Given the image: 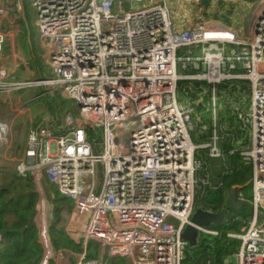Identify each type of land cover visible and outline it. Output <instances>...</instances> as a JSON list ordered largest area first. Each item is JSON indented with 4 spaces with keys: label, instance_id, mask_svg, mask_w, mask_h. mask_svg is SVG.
Returning a JSON list of instances; mask_svg holds the SVG:
<instances>
[{
    "label": "built area",
    "instance_id": "2783aa9c",
    "mask_svg": "<svg viewBox=\"0 0 264 264\" xmlns=\"http://www.w3.org/2000/svg\"><path fill=\"white\" fill-rule=\"evenodd\" d=\"M28 2L51 77L18 81L8 72L3 51L10 28L23 20L25 3L0 0V91L48 85L76 107V113L65 110L68 116L56 127L42 112L30 118L15 168L19 177L35 179L33 221L43 248L38 264H66L65 256L71 264L118 258L183 264L189 245L181 235L195 209L202 165L196 151L204 146L212 157H222L237 150L222 148L226 126L217 118L225 105L251 126L253 146L242 155L254 167L251 200L239 193L252 204L253 216L240 233L228 235L241 240L236 264H264V0L252 11L247 38L218 21L176 29L169 0ZM245 79L248 111L234 98L237 86L231 92L221 87ZM194 119L208 134L202 146L190 137ZM10 145L11 126L0 119V147ZM42 181L72 201L56 223ZM53 224L76 250L53 245ZM200 230V236L219 235ZM4 241L0 233V245ZM91 243L102 248L97 256L90 254Z\"/></svg>",
    "mask_w": 264,
    "mask_h": 264
},
{
    "label": "rangeland",
    "instance_id": "374dc122",
    "mask_svg": "<svg viewBox=\"0 0 264 264\" xmlns=\"http://www.w3.org/2000/svg\"><path fill=\"white\" fill-rule=\"evenodd\" d=\"M172 10V20L175 23L176 29L180 28H190L193 24L199 23V22H205L214 20V15L217 11V7L214 6L216 3V0H212L211 4H208L207 0H169ZM260 0H245V7L243 10V15H245V18H243V21L240 22L237 25V22L231 21L232 12L229 13V15H225V12L221 15L220 21L223 25L228 26L230 29L237 32L238 37L240 38H247L249 33V23L248 19L246 20L247 15L251 13V11L254 9L256 4H258ZM207 2V3H206ZM24 7H25V14L27 17V23L22 20L18 24V26H13L10 28L12 35H8L7 42L5 43L4 51H3V57L9 58L10 62L6 63V68L8 72L13 73L16 80L20 81H33L38 80L41 78H49L51 77L50 67L45 63L44 59V50L43 47L40 44V34L38 27L34 20V13L32 11V7L29 4L28 0H24ZM221 3H219L220 5ZM148 4L141 5V7H145ZM138 6V4L136 5ZM126 9H129V5L126 4ZM237 10V7L230 8L231 11ZM223 18V19H222ZM14 52L18 53L19 55H22V58H16L15 61L13 60ZM243 87L239 92H237V95H241L239 101H241L242 105L248 104L247 111L250 109V101H249V81L245 79V81H242ZM51 87L48 85H37V86H30L26 87L24 89H21L17 92V95H19L22 99V103L18 104V107L23 106L25 108V115L23 116V119L25 117L29 116V114H33V110L37 111L31 118L37 116L39 113H43L42 116L44 117H50V120L53 122L54 127L60 125L62 123V120L68 116V113L64 114L65 110H72L76 113V107L72 101H64L62 98L55 94L54 92L50 91ZM43 92H47L44 94L41 99H35L37 96L42 94ZM7 93L0 91V117L6 116L8 114L10 115H17V111H15V103L2 101V97L6 96ZM34 99V101H31V99ZM235 99H237V96H234ZM55 102L54 105L57 108L60 106V112L58 115H55L54 112L57 110V108H53V110L45 109L47 105H49L52 102ZM60 101V102H58ZM46 104H43V103ZM227 106V107H226ZM35 108V109H34ZM231 110L232 114L240 121L237 128H240V133L237 134L242 135V137L237 138L236 144H239V147H235L234 149H242L243 152H248L252 149V137H251V126L246 123L243 119L239 118V116L234 114L233 110L228 107V105H225L221 112L218 114L217 122L219 124V121L223 117H227V111ZM30 114V115H31ZM57 114V113H56ZM77 116L78 114H73ZM212 116V115H211ZM208 117L210 121L213 120L212 117ZM22 122V115L19 114L16 118V123L21 124ZM221 123V122H220ZM28 124V123H27ZM227 125V124H226ZM237 125V124H236ZM18 129V127H17ZM15 130V132H21V129ZM27 129V127H26ZM234 128H230L228 125L224 128L227 135L226 137H230L234 139L235 143V136L234 133L231 134V130ZM201 131V130H200ZM230 131V133L228 132ZM26 132V131H25ZM51 132H53L51 128ZM25 134V133H24ZM206 135L205 132L198 134V139H194L191 137L193 143L197 146H202L206 143H208L207 140H202L201 136ZM197 136V135H196ZM206 138V137H205ZM200 140V141H197ZM233 142V140H231ZM207 147H200L196 152L199 154L198 157L202 159V165L197 172L196 175V186H195V194H204V187L206 185L212 186L213 189H216V187L219 185L220 177L221 175L226 171L225 161H227V156L224 155L222 157H212L210 153L206 152ZM206 154L208 155V159L205 158ZM248 162V161H247ZM250 163V162H248ZM207 171V174L204 177L205 172ZM47 184V200H49V203H56L55 201L51 200V197L49 196L50 192H56V189L53 184L45 182ZM0 185L1 188H5L8 191L6 193L3 192V196L6 198V200L12 198V197H18L22 193L25 194L26 192H29V195L32 193H35V179L33 177L27 176V177H19L16 172H11L7 174H0ZM55 189V190H54ZM35 197V209L37 207L38 202V196L36 193L34 194ZM60 199L67 204H69L71 199H67L66 197L60 196ZM251 200V199H250ZM196 207V206H195ZM55 212L53 215V218L55 216L58 217V212L56 207ZM49 211L52 213L51 209L49 208ZM232 214H245L247 219L252 218L253 216V209L249 207H244L239 210H232ZM53 214V213H52ZM34 216V215H33ZM49 217L51 219V215L49 214ZM56 217V218H57ZM14 218V213H9V215L6 217L5 221L8 223L12 221ZM262 219V217H260ZM57 219H54V223H56ZM53 224L51 226V230L54 231ZM220 226H213L212 229H217ZM204 236H208V234H204ZM211 237V236H210ZM109 260V258H107ZM118 261V262H117ZM128 264L126 259L118 258L115 260H110L109 264ZM186 261L184 262V264ZM236 264V261H235Z\"/></svg>",
    "mask_w": 264,
    "mask_h": 264
},
{
    "label": "trees",
    "instance_id": "16d2710c",
    "mask_svg": "<svg viewBox=\"0 0 264 264\" xmlns=\"http://www.w3.org/2000/svg\"><path fill=\"white\" fill-rule=\"evenodd\" d=\"M207 2L211 4L212 0H207ZM214 6L217 7V4H214ZM204 84L207 85V83ZM232 85L233 87H230L229 84L222 85L221 87L231 92L237 86L238 92V87L242 85V81L237 80V83ZM240 96L237 95V102H239ZM226 116L221 119L220 124L224 127L228 125L230 128H234L230 130L232 131L231 134L234 133L232 136L236 137L235 143L234 137H227L222 142L223 151L228 153L233 148L239 147V144H236V142L237 138L242 137V135L237 134V131L238 133L241 131L240 128H237L240 121L237 119L236 122V118L231 110L227 111ZM194 123L195 126L190 130V135L194 139L196 137L198 139V134L202 133L200 131V123H197L195 119ZM228 132L230 133V131ZM207 136L202 135L201 139L207 140ZM206 152H209L208 149H206ZM227 155V161H225L226 171L221 175L219 185L216 189L206 185L203 195L195 194L194 205L196 207H203L215 212L221 211L227 204L230 189L234 185L240 186L236 191L238 200H240L239 193H242L246 200L252 198L250 181L253 175V164L244 160L242 149L240 148L233 154L228 153ZM205 158H209L207 154ZM204 172V175H206L207 171L205 170ZM7 191V189L1 188L0 185V231L5 235L4 243L0 245V264H38L43 248L39 242L36 224L31 221L36 211L35 193L29 195L26 192L18 197L6 200L3 192L6 193ZM11 212L14 213V218L8 223L5 219ZM249 221L250 219H247L245 214H232L230 212L228 220L216 229L219 235H209L208 237L202 234L199 237L197 246H188L183 264L185 261V264H206L209 258L212 259V264H235V253L240 249L241 240L230 237L228 234L230 232L240 233L241 228L248 225ZM51 236L53 245L56 248H78V245L62 229L54 226V231L51 230Z\"/></svg>",
    "mask_w": 264,
    "mask_h": 264
},
{
    "label": "crops",
    "instance_id": "0c3cea01",
    "mask_svg": "<svg viewBox=\"0 0 264 264\" xmlns=\"http://www.w3.org/2000/svg\"><path fill=\"white\" fill-rule=\"evenodd\" d=\"M216 3H217V11H216L215 15L213 16L214 20H210V21H218L222 24V22L220 21V17L224 12H225V15H229V13L232 12L233 16H231V18H229V19H232L231 21L237 22V25L243 21V18H245V15H243V10L245 7V0H216ZM219 3H221V4L219 5ZM234 7L235 8L237 7V10L235 9V10L231 11L230 8H234ZM252 11L249 15H247L246 20L248 19V21H249L250 16L252 14ZM220 13H222V14H220ZM224 26H226V25H224ZM17 55H18V53L14 52L13 58H15V60H16ZM19 56L23 57L22 55H19ZM4 58H5V61L7 63L10 61L9 58L3 57V59ZM18 81H20V80H18ZM35 99H38V98H35ZM1 100L7 101V102H12V103H15V105H17V107H15V111H17V113H15V114H17V115L12 116V115L8 114L6 116L0 117V119L8 121L10 126H11V145L8 148L0 147V174H7V173L15 172L16 164H17L19 158L23 155V151H24V133L26 131L27 123H28L29 119L37 111L33 110L34 111L33 114L30 113L31 115L29 114V116H27V117H25V119H23V116L25 115V108L23 106L18 107V104L19 103L24 104V103L22 102L21 97L19 95H17V92H15V93L9 92V93H7L6 96H3ZM31 101H34V99L32 98ZM43 104H46V103L44 102ZM19 114L22 115L21 124L16 123V118ZM17 127H18V129L22 128V131L20 133L15 132ZM41 187L44 190L45 194L47 195V188H46L47 184L42 181ZM35 188H36V186H35ZM28 194H29V192H28ZM59 195L60 194L59 193L56 194L55 191L50 192L49 196L51 197V200L55 201L56 203H49L50 201L47 200V208H48L49 214L51 216L54 215V212H55L54 207H56L57 212H58V217L55 216L53 218V220L58 219L61 216L62 208H63V206H65L67 204V202L64 203L60 199ZM60 196H62V195H60ZM49 208L51 209L53 214L49 211ZM31 221H33V216L31 218ZM0 233H3V232L0 231ZM3 235H4V233H3ZM63 248L70 249V247H63ZM100 248H101L100 245H98L96 243H91L90 254L92 253L91 255L97 256L100 253ZM71 249H74V248H71ZM76 249H74V250H76ZM101 250H102V248H101ZM69 259L71 261L70 257H69ZM73 260H74V258H72V261Z\"/></svg>",
    "mask_w": 264,
    "mask_h": 264
},
{
    "label": "water",
    "instance_id": "95a60500",
    "mask_svg": "<svg viewBox=\"0 0 264 264\" xmlns=\"http://www.w3.org/2000/svg\"><path fill=\"white\" fill-rule=\"evenodd\" d=\"M23 21L27 23L25 13H23ZM239 187V185L231 187L227 204L219 212L208 210L203 207H195L193 215L190 218V222L187 223L181 235L182 238L188 242L189 246L195 247L198 245L201 227L211 228L213 226L223 225L228 220V215L232 210L240 211L244 207L253 209V206L249 201L238 200L236 191ZM65 259L67 262L66 264H71L68 256H65Z\"/></svg>",
    "mask_w": 264,
    "mask_h": 264
},
{
    "label": "bare ground",
    "instance_id": "6f19581e",
    "mask_svg": "<svg viewBox=\"0 0 264 264\" xmlns=\"http://www.w3.org/2000/svg\"><path fill=\"white\" fill-rule=\"evenodd\" d=\"M206 135H208V134H206ZM208 137V136H207Z\"/></svg>",
    "mask_w": 264,
    "mask_h": 264
}]
</instances>
